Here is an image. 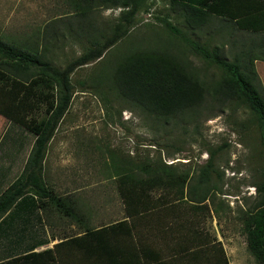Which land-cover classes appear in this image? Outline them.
<instances>
[{"label":"rangeland","instance_id":"obj_1","mask_svg":"<svg viewBox=\"0 0 264 264\" xmlns=\"http://www.w3.org/2000/svg\"><path fill=\"white\" fill-rule=\"evenodd\" d=\"M79 1L0 0V39L18 47L45 50L50 62L62 69L88 46L87 35L80 34L86 25L78 23L84 18H75L80 12L75 6ZM169 1L149 0V11H140L125 38L97 62L73 72L74 94L51 143L49 159L53 162L55 155L58 157V169L59 159H63L66 190L80 188L87 203L91 201L87 193L95 192V214L89 212L101 220L126 215L118 180L116 177L112 180L111 176L127 167L129 173L140 177H145L139 170L142 165L151 169L168 167L170 178L184 176L186 181L183 187L148 191L153 200L164 197L171 201L175 207L170 213L177 221H184V229L188 224L199 228L202 223L203 230L208 229L212 234L216 232L217 222L218 234L239 235L246 242L243 213L252 210L259 201L255 185L261 182L264 168V150L254 115L236 101L211 103L206 110L197 108L198 112L192 114L188 101L178 106L183 115L166 123L149 112L159 108L151 103L149 90L138 102L132 98L129 85H120L113 76L119 66L161 55L164 60L177 57L182 67L187 66V72L193 68L206 89L221 78L216 66L206 63L178 36L169 33L160 20L168 18L187 38L211 47L224 45L226 51H230L232 42L240 50V35L230 28L220 30L218 26L211 27L209 33L190 34L170 10ZM120 11L105 10L96 3L90 16L96 22L97 32H107ZM254 70L264 89V62L255 61ZM143 85L147 91L148 82L144 81ZM159 90L160 97L163 90ZM32 114L42 118L43 108ZM60 141L62 149L58 147L56 151ZM211 153L212 169L207 185L210 195L203 205H196L189 200L191 187ZM105 196L109 200L107 209ZM164 204H146L147 212L161 213L162 209L157 208Z\"/></svg>","mask_w":264,"mask_h":264},{"label":"trees","instance_id":"obj_2","mask_svg":"<svg viewBox=\"0 0 264 264\" xmlns=\"http://www.w3.org/2000/svg\"><path fill=\"white\" fill-rule=\"evenodd\" d=\"M148 1L80 0L75 3L80 10L75 18H84L78 23L86 25L80 34L87 35L88 46L62 69L50 62L45 50L18 47L0 39V116L25 129L34 139L23 172L0 195V217L29 190L37 196V201L52 202L65 216L74 215V209L67 205L68 201L57 197L47 188L41 176L48 144L67 113L74 94L71 75L77 69L100 60L109 49L125 38L134 27L140 11H149ZM96 3L105 10L121 9L118 18L104 34L97 32L96 22L90 16ZM169 7L190 34L209 33L211 27L218 25L220 30L230 28L240 35V50L232 42L230 51H226L224 45L211 47L208 43L202 44L187 38L168 18L160 20L169 33L178 36L206 63L216 66L222 73L221 78L206 89V84L199 79L193 68L187 72V66L182 67L177 57H166L164 60L161 55H153L155 59L149 57L148 61L137 60L133 65L129 63L119 66L113 73L114 78L120 85H129L132 98L138 102L149 90L151 103L159 107L149 109V112L166 123L183 115L180 114L183 110L178 109L180 103L189 101V109L194 114L198 112L197 108L206 110V107L212 106L211 103L220 102L222 105L236 101L256 118L264 150V89L254 70L255 61L264 62V32L257 30L264 29V26L257 25L258 21H252L253 17L264 20V0H170ZM144 81L149 84L147 91L143 90ZM159 89L163 90L160 97ZM41 107L44 116L38 119L32 113ZM212 157L211 153L191 187L189 200L196 205H203L210 195L207 185ZM127 168L117 172L116 179L126 215L131 218L147 213L146 204L154 206L159 202L172 203L164 197L153 200L148 191L158 188L171 190L177 185L183 187L186 181L184 176L170 178L168 167L151 169L148 165H142L139 170L145 177L129 173ZM255 190L259 201L252 210L243 213L245 217L242 226L247 249L258 264H264V168L262 180L255 185Z\"/></svg>","mask_w":264,"mask_h":264},{"label":"crops","instance_id":"obj_3","mask_svg":"<svg viewBox=\"0 0 264 264\" xmlns=\"http://www.w3.org/2000/svg\"><path fill=\"white\" fill-rule=\"evenodd\" d=\"M253 20L264 26V20ZM0 122L1 195L23 172L34 139L2 116ZM54 138L48 144L41 176L47 188L65 198L75 213L67 217L56 204L37 201L29 190L0 217V264H258L244 238L218 234L217 222L212 234L203 230L202 223L199 228L188 224L184 229V221H177L170 213L175 207L172 204L157 208L162 209L161 213H141L132 218L93 217L95 192L87 193L91 199L87 203L80 188L66 190L63 159H59V169L56 155L50 162ZM57 144L56 151L58 147L61 150L62 142ZM111 177L117 178L116 173ZM108 202L105 196L106 209ZM212 221L209 225L213 228Z\"/></svg>","mask_w":264,"mask_h":264}]
</instances>
